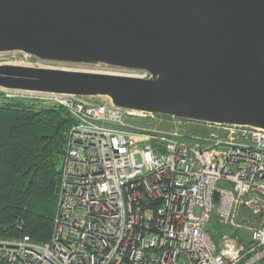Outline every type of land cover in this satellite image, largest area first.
Returning a JSON list of instances; mask_svg holds the SVG:
<instances>
[{"label": "built area", "instance_id": "obj_1", "mask_svg": "<svg viewBox=\"0 0 264 264\" xmlns=\"http://www.w3.org/2000/svg\"><path fill=\"white\" fill-rule=\"evenodd\" d=\"M131 70L129 76H151ZM0 95L60 105L74 119L51 239L0 237V264L264 261V219L256 228L240 222L243 208L264 207V129L195 121L209 130L190 136L134 126L131 119L156 113L92 96L2 86ZM214 222L231 232L214 238Z\"/></svg>", "mask_w": 264, "mask_h": 264}, {"label": "water", "instance_id": "obj_2", "mask_svg": "<svg viewBox=\"0 0 264 264\" xmlns=\"http://www.w3.org/2000/svg\"><path fill=\"white\" fill-rule=\"evenodd\" d=\"M6 51L151 76L9 64L0 65L5 88L264 129V0H0Z\"/></svg>", "mask_w": 264, "mask_h": 264}, {"label": "trees", "instance_id": "obj_3", "mask_svg": "<svg viewBox=\"0 0 264 264\" xmlns=\"http://www.w3.org/2000/svg\"><path fill=\"white\" fill-rule=\"evenodd\" d=\"M73 123L60 105L0 95V237L51 239ZM210 230L214 238L231 232L216 222Z\"/></svg>", "mask_w": 264, "mask_h": 264}, {"label": "rangeland", "instance_id": "obj_4", "mask_svg": "<svg viewBox=\"0 0 264 264\" xmlns=\"http://www.w3.org/2000/svg\"><path fill=\"white\" fill-rule=\"evenodd\" d=\"M2 53V52H1ZM11 55V56H10ZM14 55V56H12ZM21 65L37 68H51V69H63L69 71H83V72H93V73H107V74H117V75H133V72L129 68L112 66L104 63H73L55 60H46L38 58L34 55L23 51H16L11 54L4 53L0 54V65ZM92 99L101 103H110L111 99L108 96H92ZM180 121V122H178ZM131 124L143 128H156L159 130L168 129L171 131L173 129L179 128L181 132L193 136V135H205L208 130L202 124L188 119L172 118L171 115L165 116V114H155L154 117H136L130 120ZM154 145V140L149 141ZM141 146L144 145V141H139ZM139 160V157H137ZM264 219V207L261 211L255 213L254 210L250 208H243L240 216V222H243L248 227L256 228L258 227ZM227 228V227H224ZM233 232V230H232ZM254 231H251L253 235Z\"/></svg>", "mask_w": 264, "mask_h": 264}]
</instances>
